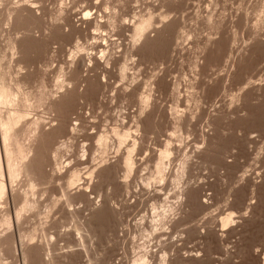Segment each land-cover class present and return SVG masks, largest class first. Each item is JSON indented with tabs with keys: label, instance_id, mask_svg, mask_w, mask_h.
Returning a JSON list of instances; mask_svg holds the SVG:
<instances>
[{
	"label": "rangeland",
	"instance_id": "374dc122",
	"mask_svg": "<svg viewBox=\"0 0 264 264\" xmlns=\"http://www.w3.org/2000/svg\"><path fill=\"white\" fill-rule=\"evenodd\" d=\"M0 12V76L12 87L21 79L26 94L6 107L29 115L11 142L14 178L4 164L0 264H131L153 251L150 264L164 254L167 264L261 263L264 0H0ZM148 17L153 24L137 39L134 25ZM123 120L142 128L128 178L118 163L126 150L117 154L109 132ZM103 131L105 148L96 141ZM167 140L174 149L161 182L156 149ZM83 162L84 182L66 189V169ZM85 166L86 174L96 168L92 178Z\"/></svg>",
	"mask_w": 264,
	"mask_h": 264
},
{
	"label": "bare ground",
	"instance_id": "6f19581e",
	"mask_svg": "<svg viewBox=\"0 0 264 264\" xmlns=\"http://www.w3.org/2000/svg\"><path fill=\"white\" fill-rule=\"evenodd\" d=\"M32 5H34V4H32ZM15 8V7H14ZM107 9H108V7H106ZM10 9V8H9ZM12 9V8H11ZM19 9V8H18ZM21 9L22 8H20V10H18V11H21ZM25 10H26V8H24ZM7 10H8V8H7ZM29 9L27 8V11H28ZM18 11H14L13 10V14L11 15L12 17L13 16H16V18H18L20 15H21V13L23 14V9H22V12L20 13V12H18ZM30 11V10H29ZM35 11V10H34ZM6 12H8V11H6ZM31 12V11H30ZM32 12H33V10H32ZM31 12V13H32ZM1 13V12H0ZM25 13V12H24ZM30 13V14H31ZM10 14V13H9ZM0 15H2V13L0 14ZM8 15V14H7ZM25 15H26V13H25ZM88 15V13H86V15L85 16H87ZM10 16V15H9ZM22 16V15H21ZM24 16V15H23ZM22 16V17H23ZM30 16V15H29ZM34 16V15H33ZM32 16V17H33ZM135 16V15H134ZM138 16V15H137ZM148 16V15H147ZM142 17H143V15H142ZM19 18H21V17H19ZM85 18V17H84ZM137 18V17H136ZM167 18V17H166ZM166 18H164V19H166ZM27 19V17L25 18V20ZM102 19V18H101ZM160 19H162V18H160ZM164 19H163V21H164ZM34 20V19H33ZM84 20V19H83ZM104 20V19H103ZM129 20V19H128ZM10 21V20H9ZM16 21V20H15ZM138 21V20H137ZM162 21V20H161ZM11 22H13V21H11ZM99 22H101V21H99ZM124 22V21H123ZM130 22V21H129ZM133 22V21H132ZM131 22V23H132ZM152 21H151V17H148L147 19H144V18H142L138 23L136 22V25H134V32L135 33H133V35L136 37V36H145L143 33L145 32V30L150 26L151 27V24H153V23H151ZM165 22V21H164ZM83 23V22H82ZM92 23V22H91ZM106 23V22H105ZM160 23V22H159ZM22 24V23H21ZM83 24H85V23H83ZM90 24V23H89ZM162 24H163V22H162ZM29 25V24H28ZM27 25V26H28ZM92 25V24H91ZM131 25V24H130ZM102 26V25H101ZM153 26V25H152ZM96 27H97V24H96ZM95 27V28H96ZM93 28V27H92ZM87 29V28H86ZM89 29V28H88ZM94 29V28H93ZM150 28H148L147 30H149ZM95 30V29H94ZM101 30V29H100ZM132 30H133V27H132ZM146 30V31H147ZM102 32V31H101ZM97 33V32H96ZM106 33V32H105ZM137 38V37H136ZM142 38V37H141ZM138 39V38H137ZM136 40V39H135ZM134 40V41H135ZM140 40V39H139ZM15 45V44H14ZM14 47V46H13ZM77 50V49H76ZM79 50V49H78ZM107 51V50H106ZM102 52V50L100 51V53ZM72 53V52H71ZM112 53V52H111ZM103 55V54H102ZM110 56V55H109ZM112 56V55H111ZM98 57H100V56H98ZM105 57H106V55H105ZM104 57V58H105ZM90 58V57H89ZM102 58H103V56H102ZM111 58V57H110ZM1 59H3V58H1ZM95 59V58H94ZM109 59V58H108ZM93 60V59H92ZM113 60V59H112ZM2 61V60H1ZM81 61L83 62V60L81 59ZM98 61V60H97ZM101 61V60H100ZM106 61V60H105ZM116 61V60H115ZM89 62V61H88ZM73 63V62H72ZM80 63V62H79ZM91 63V62H90ZM98 63V62H97ZM82 64V63H81ZM109 64H110V62H109ZM125 64V63H124ZM1 65V64H0ZM2 65H3V62H2ZM73 65V64H72ZM91 65V64H90ZM100 65V64H99ZM104 65V64H103ZM93 66V65H92ZM102 66V65H101ZM105 66V65H104ZM107 67V66H106ZM125 67H126V65H125ZM2 68V67H1ZM0 68V69H1ZM77 68V67H76ZM79 68V67H78ZM90 68H91V66H90ZM89 68V69H90ZM95 68V67H94ZM105 68V67H104ZM127 68V67H126ZM125 68V69H126ZM3 69V68H2ZM1 69V70H2ZM75 69V68H74ZM93 69V68H92ZM122 70V73L121 74H124L125 72V69H124V67H122L121 68ZM5 71V70H4ZM120 71V72H121ZM127 71V70H126ZM82 72V71H81ZM7 73V72H6ZM77 74V76H81V75H78V72H76ZM104 74V73H103ZM126 74H127V72H126ZM1 75V74H0ZM22 75H24V74H22ZM106 75V74H105ZM5 76H6V74H5ZM5 76L3 75V76H0V200H2V198L4 197V195H5V191H6V186H5V183H4V181H5V179L3 180V177H4V175H3V171H4V164H5V166H6V169H7V173L9 174V178H10V176H12L13 178L16 176L15 174H16V172H18V171H16L17 169L16 168H14V169H16V170H13V163H14V161H13V156L16 154H14L13 155V150H12V152H11V149H12V147H11V145H14V144H11V142H14L15 140H16V138L18 137V132L20 131V127H19V124L21 123L20 121H21V118H23L24 120H25V116H26V114L27 113H25V111L24 110H20V108L21 109H23L22 107H20L19 108V110L17 109V110H15V109H13V108H7L6 107V105H14V107H15V105L18 103V102H16L15 101V99H16V95H18L17 93H19V90H21L20 88L21 87H19V85L21 86V84H23L24 82H22L21 81V79L19 80V82L17 83V81H15L16 83H17V86H15V84H14V81H12V83L14 84L13 85V87L15 86V88H13L12 86H11V83H7V78H5ZM11 76V75H10ZM75 76V75H74ZM30 77V76H29ZM28 77V78H29ZM121 77H122V75H121ZM10 78V77H9ZM95 78V77H94ZM93 78V79H94ZM108 78V77H107ZM15 79V78H14ZM96 79V78H95ZM124 79V78H123ZM7 80V81H6ZM10 80H11V78H10ZM9 80V81H10ZM97 80V79H96ZM95 80V81H96ZM101 80V79H100ZM100 80H98V81H100ZM22 82V83H21ZM84 82H86V79H85V81ZM105 82V81H104ZM21 83V84H20ZM65 84V83H64ZM88 84V83H87ZM97 84V83H96ZM68 85L70 86V84L68 83ZM58 86H59V84H58ZM57 86V87H58ZM17 87V88H16ZM60 87V86H59ZM65 87V86H64ZM97 87V86H96ZM69 88V87H68ZM72 88V87H71ZM87 88V87H86ZM89 88H91V87H89ZM103 88V87H102ZM62 89V88H61ZM84 89V88H83ZM26 90V89H25ZM59 90V89H58ZM65 90V89H64ZM69 90V89H68ZM75 90V89H74ZM105 90V89H104ZM22 91V90H21ZM66 91V90H65ZM87 92H89L88 90H86ZM102 91V90H101ZM124 91V90H123ZM23 92V91H22ZM25 92V91H24ZM23 92V93H24ZM64 92V91H63ZM22 93V94H23ZM59 93V92H58ZM69 93H70V91H69ZM82 93H83V91H82ZM19 94H21V93H19ZM25 94V93H24ZM28 94V93H27ZM30 94V93H29ZM61 94V93H60ZM94 94H95V92H94ZM146 94V93H145ZM26 95V94H25ZM31 95V94H30ZM98 95V94H97ZM97 95H94L95 97L97 96ZM147 95V94H146ZM144 96V95H142V96H144L143 97V99L142 98H140V100L142 101V104L144 103H149V101H148V96ZM19 96V95H18ZM70 96V95H69ZM27 97V96H26ZM73 97V96H72ZM96 99V98H95ZM19 100L21 101L22 99H21V97L19 98ZM18 100V101H19ZM25 100L26 99H24L23 101L25 102ZM67 100V99H66ZM100 100V99H99ZM146 100H147V102H146ZM16 102V104H15V102ZM31 101V100H30ZM141 101H139V102H141ZM28 102V101H27ZM26 102V103H27ZM40 102V101H39ZM99 102V101H98ZM20 103V102H19ZM28 103H30V102H28ZM22 103H20V105H21ZM62 104H63V102H62ZM67 104V103H66ZM100 104V103H99ZM141 104V105H142ZM4 105H5V107L7 108V113H5V114H3V112H5V111H1L3 108H5L4 107ZM22 105H24V104H22ZM26 105V104H25ZM28 105V104H27ZM65 105V104H64ZM17 106V105H16ZM3 107V108H2ZM13 107V106H12ZM18 107V106H17ZM24 107V106H23ZM2 108V109H1ZM27 108V107H26ZM32 108V107H31ZM66 108V107H65ZM65 108H63L64 110H65ZM141 108V107H140ZM61 109V108H60ZM60 109H58V110H60ZM96 109H98V108H96ZM144 109V108H143ZM143 109H141V111L143 110ZM27 110H29V109H27ZM175 109H173V110H171V111H173V112H175L174 111ZM34 111V110H33ZM100 111V110H99ZM145 111V110H144ZM98 112V111H97ZM143 113H145V112H143ZM99 115V114H98ZM24 116V117H23ZM27 116H29L28 114H27ZM26 116V117H27ZM81 116V115H80ZM83 116V115H82ZM174 116V115H173ZM30 117H32V116H30ZM30 117H28V118H26V119H29ZM121 117V116H120ZM92 118H94V117H92ZM80 119V118H79ZM82 119V118H81ZM179 119H181V118H179ZM192 119V118H191ZM37 120V119H36ZM125 120V119H124ZM124 120L122 121L124 124L126 123V121L124 122ZM127 120V119H126ZM134 120V119H133ZM136 120V119H135ZM182 120V119H181ZM84 121V120H83ZM131 121V120H130ZM137 121V120H136ZM140 121V120H139ZM34 122V121H33ZM33 122H31V123H33ZM39 122V121H38ZM81 122V121H80ZM121 122V121H120ZM24 123V122H23ZM30 123V122H29ZM31 123L29 124V126H31ZM35 123H36V121H35ZM119 123V122H118ZM134 123V122H133ZM136 123H138V122H136ZM39 124V123H38ZM122 125L121 124V127L120 126H118L117 128H116V126H114V127H112L111 129H112V131H111V129H110V133L112 134V138H111V136H110V133H109V136H108V133L107 132H105V131H103V132H105V133H107V134H102L101 135V133L100 132H97L96 134H98V133H100L99 135V137H98V135H96L98 138H96V136H95V138H96V141H97V144H99L102 148H105V147H107V144H108V139L109 138H111V139H113V138H115V140L117 141V143H118V148L116 147V151H117V154L119 155V153H120V150H122L123 149V147H124V149L126 150V153L123 155V157H121L120 158V162H118V163H121V164H119L120 165V167L122 166V168L124 167V169H125V172H126V178H128V176L130 175V173L132 172V170H133V168H134V153L136 152V151H138V149H139V140H141V139H137V137H138V135H139V133L141 132L140 131V129H142V128H140V129H138L140 126H139V123L138 124H136L137 126H136V129H133V127H135L134 125L131 127V126H129L128 124H131V123H129L128 122V124L126 123V125ZM135 124V123H134ZM179 124H180V122H179ZM178 124V125H179ZM209 124V123H208ZM37 125V124H36ZM98 125V124H97ZM97 125H95V126H97ZM118 125V124H117ZM128 125V126H127ZM175 125V124H174ZM210 125V124H209ZM19 127V130L17 129L18 127ZM26 126V125H25ZM28 126V125H27ZM40 126V125H39ZM64 126V125H63ZM62 126V127H63ZM80 126V125H79ZM176 126V125H175ZM32 127V126H31ZM30 127V128H31ZM35 127V126H34ZM177 127V126H176ZM179 127H181V126H179ZM29 128V127H28ZM36 128H39V127H37L36 126ZM82 128H83V126H82ZM85 128V127H84ZM92 128V127H91ZM90 128V129H91ZM34 129V128H33ZM41 129V128H40ZM88 129V128H87ZM95 129V128H94ZM175 129V128H174ZM173 129V130H174ZM23 129H21V131H22ZM24 130H26L25 128H24ZM39 130V129H38ZM75 130V129H74ZM83 130V129H82ZM89 130V129H88ZM87 130V131H88ZM29 131V130H28ZM33 131V130H32ZM37 131V130H36ZM93 131V130H92ZM108 131V130H107ZM140 131V132H139ZM23 132V131H22ZM22 132H21V134H22ZM31 132V131H30ZM95 132H96V130H95ZM137 132H139L138 133V135H137ZM179 132H182V131H179ZM85 133V132H84ZM177 133V132H176ZM20 134V135H21ZM27 134H29V132L27 133ZM86 134V133H85ZM89 134H91L92 135V132L91 133H89ZM88 134V135H89ZM94 134V133H93ZM172 134H173V132H172ZM178 134H180V136H181V133H178ZM87 135V134H86ZM172 135L170 134V137H171ZM24 137V136H23ZM90 137V136H89ZM173 137V136H172ZM175 137V136H174ZM179 137V136H178ZM22 138V137H21ZM21 138H20V141H21ZM88 138V137H87ZM168 138V137H167ZM176 138V137H175ZM169 139V138H168ZM208 139V138H207ZM87 140V139H86ZM93 140H95V139H93ZM178 140V139H177ZM182 140V139H181ZM180 140V141H181ZM19 141V140H18ZM43 141V140H42ZM108 141V142H107ZM111 141V140H110ZM112 141H114V140H112ZM173 141V140H172ZM171 141V142H172ZM115 142V141H114ZM171 142H170V140H167V141H165V143H164V141H163V143H164V145H162L161 144V148H158V149H156L157 151H158V154L156 155V159H155V176H156V178L159 180V181H164L165 179H166V177H167V175H166V171H167V168L166 167H168L167 166V163H169L170 162V159H171V155L173 154L172 153V150L174 149H172L171 148ZM179 142V141H178ZM177 142V143H178ZM184 142V141H183ZM182 142V143H183ZM16 143V142H15ZM21 143V142H20ZM111 143V142H110ZM109 143V144H110ZM116 143V142H115ZM128 143H131V145H127ZM174 143V142H173ZM181 142H179V144H180ZM17 144H18V142H17ZM108 144V145H109ZM112 144V143H111ZM178 144V145H179ZM98 145V146H99ZM157 145H159V144H157ZM99 146V147H100ZM110 146V145H109ZM108 146V147H109ZM129 146V147H128ZM179 146H181L182 147V145L180 144ZM16 147V146H15ZM15 147H13V148H15ZM100 147V148H101ZM160 147V146H159ZM175 147V146H174ZM181 147H179V149L181 148ZM199 147V146H198ZM19 148V147H18ZM18 148H16V149H18ZM83 148V147H82ZM141 148V147H140ZM203 148V147H202ZM30 149V148H29ZM175 149H176V147H175ZM199 150H200V148H198ZM204 149V148H203ZM15 150V149H14ZM18 150H21V149H18ZM18 150H16V152L17 153H21L22 151H23V147H22V151H18ZM107 150V149H106ZM25 151V153H27V151H32V150H28L27 149V151L26 150H24ZM86 151V150H85ZM90 151H92V149L90 150ZM101 151H105V150H102V149H100V153H102ZM124 151V150H123ZM122 151V152H123ZM148 151V150H147ZM15 152V151H14ZM29 152H28V154H26V155H28L29 157H30V155H29ZM34 152V151H33ZM32 152V153H33ZM87 152V151H86ZM121 152V153H122ZM155 152V151H154ZM31 153V152H30ZM85 153V152H84ZM105 153H106V151H105ZM105 153H102V154H105ZM22 154V153H21ZM34 154V153H33ZM23 156H25L26 157V155L25 154H22ZM84 155V154H83ZM116 155V154H115ZM120 155H122V154H120ZM17 156H19L20 158H21V156L20 155H17ZM17 156H15L16 157V159H20L19 157L17 158ZM101 156V155H100ZM25 157H23V159L25 158ZM29 157H26V159L28 158L29 159ZM32 157V156H31ZM84 157V156H83ZM88 157V156H87ZM91 157V156H90ZM89 157V158H90ZM120 157V156H119ZM177 157V156H176ZM33 158V157H32ZM31 158V159H32ZM37 158V157H36ZM99 158V157H98ZM102 158H103V156H102ZM118 158V157H117ZM187 157H185L184 159H186ZM87 159V158H86ZM91 159V158H90ZM100 159V158H99ZM104 159V158H103ZM103 159H102V161H103ZM15 160V159H14ZM21 160H22V158H21ZM182 160V159H181ZM12 161H13V163H12ZM17 161V160H16ZM24 161H25V159L23 160V162L21 161V163H24ZM30 161V160H29ZM35 161V160H34ZM85 162H87L86 160H84ZM88 161H90V160H88ZM101 161V160H100ZM106 161V160H105ZM176 161V160H175ZM174 161V162H175ZM18 162H20V161H18ZM33 162V161H32ZM85 162H83V163H80V164H78V165H76V164H73V169L74 170H70L69 171V169H66V171H67V175H66V180H65V186H66V189L68 188V190L71 188V187H75L76 185H78L79 183L78 182H80L82 179H83V177L81 176V174H80V170L78 169V167H79V165H85L86 163ZM183 162H184V160H183ZM16 163V162H15ZM21 163H18V164H20L21 165ZM55 163H56V161H55ZM69 163V162H68ZM71 163V162H70ZM88 164H89V162H87ZM102 163H105L104 161L102 162ZM102 163H100V164H102ZM171 163V162H170ZM169 163V164H170ZM17 164V165H18ZM59 164V163H58ZM67 164V163H66ZM181 164V163H180ZM16 165V166H17ZM31 164L30 163H24L23 164V171L24 170H26L27 172L28 171H30V166ZM59 165H61V164H59ZM70 165V164H69ZM75 165L77 166L76 168L78 169H76V168H74L75 167ZM172 165V164H171ZM183 165V164H182ZM14 166H15V164H14ZM68 166V165H67ZM118 166V165H117ZM184 166V165H183ZM186 166V165H185ZM20 167V166H19ZM62 167V166H61ZM70 166H68V168H69ZM86 167V166H85ZM83 168V169H85V171H82L83 172V175H91L90 177L92 178L93 176L92 175H94V172L96 171V168H94L95 170H94V172L92 171V169H91V171L92 172H89L88 170H90V168L89 167H86V168ZM170 167V166H169ZM189 167V166H188ZM92 168V167H91ZM114 168V167H113ZM181 168H182V166H181ZM184 168V167H183ZM182 168V169H183ZM57 169V168H56ZM83 169H81V170H83ZM86 169H88L87 171H88V173L86 174L85 172H86ZM62 170V169H61ZM65 170V169H64ZM106 170V169H105ZM177 170V169H176ZM16 171V172H15ZM20 171H22L21 170V168H20ZM19 171V172H20ZM55 171V170H54ZM66 171H64V172H66ZM109 171V170H108ZM5 172V171H4ZM5 172V173H6ZM31 172H33V171H31ZM30 172V173H31ZM56 172V171H55ZM54 172V173H55ZM60 171H58V173H59ZM62 172V171H61ZM29 173V172H28ZM177 173V172H176ZM180 173V172H179ZM182 173H185V172H182ZM19 174V173H18ZM17 174V175H18ZM58 175H61V174H58ZM125 175V174H124ZM185 175V174H184ZM153 176V175H152ZM182 176V175H181ZM180 176V177H181ZM11 177V178H12ZM80 177H82V179L80 178ZM85 178H88V176H84ZM190 177V176H189ZM4 178H6V177H4ZM125 178V177H124ZM125 178V179H126ZM175 178H176V176H175ZM185 178V177H184ZM152 179V178H151ZM177 179V178H176ZM190 179V178H189ZM10 180V179H9ZM84 180V179H83ZM82 180V181H83ZM88 180H90V179H88ZM155 180V179H154ZM175 180V179H174ZM150 181V180H149ZM152 181H153V179H152ZM156 181V180H155ZM181 181V180H180ZM84 182V181H83ZM187 182V181H186ZM82 183V182H81ZM149 183V182H148ZM154 183V182H153ZM175 183V182H174ZM176 184H177V182H176ZM148 185V184H147ZM32 186V185H31ZM65 189V188H64ZM74 189V188H73ZM86 189H89L88 187L86 188ZM183 189V188H182ZM67 190V191H68ZM71 190H72V188H71ZM185 190V189H184ZM181 191V190H180ZM193 191V190H192ZM209 194V193H208ZM14 195V194H13ZM205 196V195H204ZM14 197V196H13ZM166 197V196H165ZM168 197V196H167ZM183 197V196H182ZM59 198V197H58ZM58 198H57V200H58ZM61 198V197H60ZM178 198V197H177ZM184 198V197H183ZM195 198V197H194ZM198 198V197H197ZM196 198V199H197ZM166 199V198H165ZM187 199V198H186ZM186 199H185V201H186ZM195 199V200H196ZM4 200H6L5 199V197H4ZM12 200V199H11ZM26 200V199H25ZM23 201V202H26V201ZM56 200V198H54V201ZM164 200V199H163ZM188 200V199H187ZM198 200V199H197ZM19 201V200H18ZM17 200H16V202H18ZM53 201V202H54ZM59 201V200H58ZM65 201V200H64ZM63 201V202H64ZM183 201V200H182ZM192 201V200H191ZM31 202V201H30ZM36 202H37V199H36ZM57 202V201H56ZM61 202V201H60ZM164 202H166L165 200H164ZM190 202V201H189ZM196 202V201H195ZM207 202H208V200H207ZM29 202H27L26 204H28ZM52 203V202H51ZM50 203V204H51ZM59 203V202H58ZM201 203V202H200ZM204 203H206V201H204ZM1 204V203H0ZM4 204H5V201H4ZM23 204V203H22ZM31 204V203H30ZM34 204V203H33ZM54 204V203H53ZM62 204V203H61ZM67 204H68V202H67ZM2 205V204H1ZM0 205V206H1ZM69 205V204H68ZM166 205V204H165ZM16 206V205H15ZM23 206H24V204H23ZM27 206V205H26ZM31 206V205H30ZM163 206V205H162ZM200 207H202L201 205H199ZM214 206V205H213ZM34 207V206H33ZM51 207V206H50ZM155 207V206H154ZM167 207V206H166ZM208 207H209V205H208ZM21 208V207H20ZM30 208V207H29ZM32 208V207H31ZM63 208V207H62ZM66 208V207H65ZM156 209H157V207H155ZM154 208V209H155ZM2 209V208H1ZM3 209H4V207H3ZM26 209H28V208H26ZM34 209V208H33ZM51 209V208H50ZM53 209V208H52ZM52 209L50 210V211H52ZM153 209V208H152ZM166 209V208H165ZM171 211H172V209L171 208H169ZM17 210H19V209H17ZM23 210H24V208H23ZM32 210V209H31ZM55 210V209H54ZM19 211H21V210H19ZM18 211V212H19ZM27 211V210H26ZM49 211V210H48ZM47 211V212H48ZM50 211H49V213H50ZM159 212V211H158ZM161 212V211H160ZM164 212V211H163ZM162 212V213H163ZM165 212H167L166 210H165ZM170 212V211H169ZM0 213H1V211H0ZM20 213V212H19ZM156 214V213H155ZM164 214V213H163ZM210 214H212V213H210ZM230 214V213H229ZM47 215H49V214H47ZM161 215V214H160ZM214 215V214H213ZM227 215V214H226ZM162 216V215H161ZM164 216V215H163ZM165 216H167V214H165ZM170 216V215H169ZM229 216H232L231 214L229 215ZM228 215H227V217L225 218H223L222 219V227H225V226H227L228 225V223L230 222V218L231 217H229ZM19 217V216H18ZM157 217V216H156ZM144 218V217H143ZM142 218V219H143ZM213 218V217H212ZM215 218V217H214ZM156 219V218H155ZM161 219V218H160ZM160 219H157V222L160 220ZM167 219V217L165 218V220ZM219 219V218H218ZM207 220V219H206ZM142 221V220H141ZM161 221V220H160ZM159 221V222H160ZM201 221H203V220H201ZM211 221V220H210ZM219 221V220H218ZM144 222V221H143ZM153 222V221H152ZM155 222V221H154ZM158 222V223H159ZM164 222V221H163ZM162 222V223H163ZM172 222V221H171ZM212 222H215V221H212ZM158 223H156V224H158ZM176 223H177V221H176ZM219 223V222H218ZM164 224V223H163ZM163 224H161L160 223V225H163ZM168 224V223H167ZM174 224V223H173ZM231 224V223H230ZM229 224V225H230ZM153 225H154V223H153ZM172 225V224H171ZM152 226V225H151ZM165 226V225H164ZM170 226V225H169ZM173 226V225H172ZM178 226H179V224H178ZM139 227V226H138ZM145 227V226H144ZM156 227V226H155ZM159 227V226H158ZM147 228V227H146ZM145 228V229H146ZM161 228H162V226H161ZM166 228V227H165ZM204 228V227H203ZM218 228V227H217ZM151 229V228H150ZM157 229V228H156ZM160 229V228H159ZM167 229V228H166ZM165 229V230H166ZM170 229V228H169ZM175 229V228H174ZM205 229V228H204ZM203 229V230H204ZM225 229V228H224ZM160 230H163V229H160ZM144 231V230H143ZM145 232V231H144ZM147 232H149V231H147L146 230V232L145 233H143L144 235L147 233ZM156 232H157V230H156ZM156 232H154V233H156ZM161 232V231H160ZM170 232V231H169ZM178 232V231H177ZM189 232V231H188ZM202 232H204V231H202ZM137 233H138V231H137ZM141 233V232H140ZM151 233H153V232H151ZM154 233H153V235H154ZM158 233V232H157ZM166 233V232H165ZM164 233V234H165ZM192 233V232H191ZM197 233H198V231H197ZM148 234H150V233H148ZM148 234H146V235H148ZM167 234H169V233H167ZM205 234V233H204ZM153 235H151V236H153ZM157 235V234H156ZM200 235V234H199ZM159 236V235H158ZM175 236V235H174ZM178 236V235H177ZM191 236V235H190ZM6 237V236H5ZM9 237V236H8ZM149 237H150V235H149ZM149 237H147V239L149 238ZM154 237V236H153ZM162 237V236H161ZM163 237H165V236H163ZM182 237V236H181ZM137 238V237H136ZM140 238V237H139ZM144 238H145V236H144ZM143 238V239H144ZM159 238V237H158ZM3 239V238H2ZM5 239V238H4ZM7 239V238H6ZM5 239V240H6ZM9 239V238H8ZM146 239V240H147ZM161 240H162V238H160ZM1 240V239H0ZM136 240V239H135ZM150 240H152L151 238H150ZM154 240V239H153ZM157 240V239H156ZM156 240H154V241H156ZM164 240V239H163ZM180 240V239H179ZM2 241H4V240H2ZM138 242V241H137ZM147 242V241H146ZM150 242V241H149ZM149 242H147V243H149ZM170 242V241H169ZM135 243V242H134ZM146 243V244H147ZM146 244H144V245H146ZM157 244V243H156ZM140 245V244H139ZM152 245V244H151ZM158 246H159V244H157ZM162 245V244H161ZM169 245V244H168ZM133 246V245H132ZM163 246V245H162ZM140 247H141V245H140ZM139 247V248H140ZM153 247V246H152ZM151 247V248H152ZM157 247V246H156ZM144 248L145 247H141L140 249L142 250H144ZM139 249V250H140ZM148 249H150L149 247H148ZM158 249V248H157ZM151 250V249H150ZM149 250V251H150ZM160 250V249H159ZM144 251H146V248H145V250ZM148 251V252H149ZM154 252V251H153ZM153 252H150L149 253V255L152 253V254H154ZM160 252V251H159ZM159 252L157 251V253L159 254ZM133 253H134V251H133ZM136 253V252H135ZM146 253V252H145ZM142 253L141 254V252H140V254L138 255L139 257L138 258H134L135 256H136V254H134V255H132V256H134L133 258V260H131L130 262H131V264H150L151 262H149V261H151V259H152V254L149 256V258H151V259H149L148 258V256L146 255V254H148V253ZM164 253V252H163ZM162 253V254H163ZM168 254V253H167ZM124 255V254H123ZM155 255H157V254H155ZM154 256V255H153ZM159 256H160V254H159ZM162 257H160L161 259H162V261L160 262V264H167V262H166V255L164 254V255H161ZM137 257V256H136ZM154 258V257H153ZM157 259V258H156ZM262 259V258H261ZM126 260V259H125ZM149 260V261H148ZM159 260V259H158ZM127 261V260H126ZM125 261V262H126ZM153 261V260H152ZM155 261V260H154ZM154 261H153V263H154ZM149 262V263H148ZM152 263V264H153ZM157 264H159V263H157ZM260 264H264V256H263V259H262V261H261V263Z\"/></svg>",
	"mask_w": 264,
	"mask_h": 264
}]
</instances>
